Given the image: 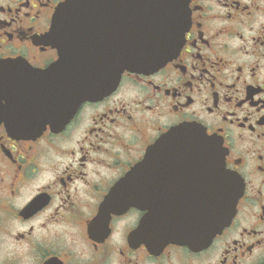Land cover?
Segmentation results:
<instances>
[{"label": "flooded vegetation", "instance_id": "af4514ba", "mask_svg": "<svg viewBox=\"0 0 264 264\" xmlns=\"http://www.w3.org/2000/svg\"><path fill=\"white\" fill-rule=\"evenodd\" d=\"M185 1L183 47L159 70L124 74L60 132L17 136L0 124V264H264V0ZM65 2L0 0V65L53 66ZM184 125L215 140L242 196L206 248L152 249L146 241L206 237L165 233L178 208L188 223L212 196L197 154L164 144ZM143 206L158 210L161 232H142Z\"/></svg>", "mask_w": 264, "mask_h": 264}, {"label": "water", "instance_id": "95a60500", "mask_svg": "<svg viewBox=\"0 0 264 264\" xmlns=\"http://www.w3.org/2000/svg\"><path fill=\"white\" fill-rule=\"evenodd\" d=\"M124 1L116 3L120 6ZM111 2L67 0L59 8L50 36L59 59L49 69L36 71L10 62L0 65V124L5 123L11 134L40 136L47 126L62 130L83 103L112 92L124 72L157 70L182 48L188 28L184 1L128 0L122 13L117 8V14L110 10ZM164 144L185 154L192 150L200 169L205 172L207 165L212 179L209 207L196 206L188 223L182 222L183 209L178 208L175 223L164 222L165 233L206 237H163L146 244L152 249L160 244L202 249L230 225L242 190L225 170L215 140L199 127L174 128L165 135ZM158 149L159 144L151 150V158L155 159ZM134 196L140 204L144 202L141 191ZM142 210L148 211L142 232H161L158 210L146 206Z\"/></svg>", "mask_w": 264, "mask_h": 264}]
</instances>
